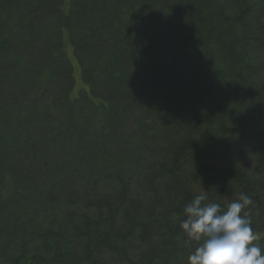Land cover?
I'll list each match as a JSON object with an SVG mask.
<instances>
[{
	"label": "trees",
	"instance_id": "1",
	"mask_svg": "<svg viewBox=\"0 0 264 264\" xmlns=\"http://www.w3.org/2000/svg\"><path fill=\"white\" fill-rule=\"evenodd\" d=\"M14 2L0 264H187L179 225L201 193L250 196L264 248V0Z\"/></svg>",
	"mask_w": 264,
	"mask_h": 264
},
{
	"label": "clouds",
	"instance_id": "2",
	"mask_svg": "<svg viewBox=\"0 0 264 264\" xmlns=\"http://www.w3.org/2000/svg\"><path fill=\"white\" fill-rule=\"evenodd\" d=\"M206 200L201 193L183 209L180 229L195 242L187 264H264V248L256 243L260 236L245 211L252 198L241 193L226 207Z\"/></svg>",
	"mask_w": 264,
	"mask_h": 264
},
{
	"label": "rangeland",
	"instance_id": "3",
	"mask_svg": "<svg viewBox=\"0 0 264 264\" xmlns=\"http://www.w3.org/2000/svg\"><path fill=\"white\" fill-rule=\"evenodd\" d=\"M14 1L15 0H0V4L3 3V6H0V7L2 9H5V8L9 7V6H4V4H9L11 7H14V5L17 4ZM64 46H65V53H66L68 59L70 60V62L72 64V67H73V70H74V78H75L76 90L77 91L82 90L81 82H80V78H79L80 72H79V69H78V66H77L76 62L74 61L72 48H71L70 44L66 43V42H65Z\"/></svg>",
	"mask_w": 264,
	"mask_h": 264
}]
</instances>
